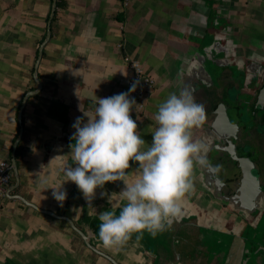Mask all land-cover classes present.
Wrapping results in <instances>:
<instances>
[{
	"label": "crops",
	"instance_id": "1",
	"mask_svg": "<svg viewBox=\"0 0 264 264\" xmlns=\"http://www.w3.org/2000/svg\"><path fill=\"white\" fill-rule=\"evenodd\" d=\"M52 3L0 0V159L11 160L22 99L36 86L35 63ZM55 15L37 70L42 90L28 99L23 112L21 154H16L19 183L14 173L3 201L0 264H113L88 247L62 216L119 264H240L244 249L238 234L243 230L237 229L235 214L219 213L220 200L201 184L203 168L198 163L192 173L194 190L182 198L181 214L169 227L156 234L133 232L126 242L113 246L103 244L93 224L105 209L119 213L124 181H107L89 202L74 181L66 180L64 167L74 165L73 123L78 116L87 120L85 112L94 113L95 93L104 97L128 90V59L140 61L156 79L145 110L132 114L148 143L157 127L159 104L182 87L194 94L211 87L200 99L211 120L220 102L231 108L225 93L237 84L231 78V60L243 40L254 45V52L264 47V0H57ZM237 30L245 33L244 39L235 36ZM218 39L221 44L216 45ZM223 48L226 54L220 52ZM209 57H225L227 64L215 68ZM204 70L214 80L210 86L197 76H205ZM198 126L191 129L192 136L203 139V131L197 137ZM130 163L126 179L131 182L140 170L138 162ZM62 183L67 190L63 203L53 196L52 187ZM198 225L216 229L214 235L222 231L220 237L238 232L226 262L207 257V237Z\"/></svg>",
	"mask_w": 264,
	"mask_h": 264
},
{
	"label": "clouds",
	"instance_id": "2",
	"mask_svg": "<svg viewBox=\"0 0 264 264\" xmlns=\"http://www.w3.org/2000/svg\"><path fill=\"white\" fill-rule=\"evenodd\" d=\"M138 83L137 80L127 91L109 96L98 97L95 93L94 113L85 112L87 120L78 116L73 123L74 165L64 167L66 180L74 181L89 202L107 181H124L125 187L120 191L124 203L119 213L105 209L99 215V238L105 246L123 244L133 232L142 234L147 230L156 234L169 227L172 218L181 214L182 198L194 190V165L209 163L204 155L208 144L194 139L191 132L205 120V106L193 90L182 87L159 104L157 127L148 143L131 115L136 100L129 93L135 91ZM132 161L138 162L140 171L130 182L126 170ZM42 182L47 183L46 179ZM52 187L53 196L63 203L67 198L63 183ZM108 199L111 200L110 195Z\"/></svg>",
	"mask_w": 264,
	"mask_h": 264
},
{
	"label": "water",
	"instance_id": "3",
	"mask_svg": "<svg viewBox=\"0 0 264 264\" xmlns=\"http://www.w3.org/2000/svg\"><path fill=\"white\" fill-rule=\"evenodd\" d=\"M56 9H57V0H53L52 3V9H51V13H50V17H49V21H48V28H47V34L46 37L44 39V41L41 43L40 47H39V51H38V56H37V60L35 63V70H34V80H35V88L31 89L29 91L26 92V94L24 95L23 99H22V103L20 105L19 111H18V122L20 125V129H19V133L17 138L14 141L13 144V148H12V154H11V162H12V167L14 170V173L16 175L17 178V183H19V175H18V164H17V158H16V153H17V149L19 146L20 141L22 140L23 134H24V123H23V112L26 106V103L28 101V99L31 96L37 95L41 90H42V81L40 80L39 76H38V66L40 64V61L42 59V55H43V49L45 44L49 41L51 34H52V20L56 14ZM217 41H220L219 39ZM216 42V41H215ZM221 44V41L218 42ZM217 45V43H216ZM216 48V46H215ZM227 49L223 48L220 50V52H225ZM210 58V57H209ZM218 58V57H217ZM217 58H210L214 61V64H216V67L220 68L223 66H226V59L225 57H221L219 59ZM233 63H231L232 67V72H231V78L237 82V84L234 86L235 88H239V97L237 99V103L234 100V104L236 103V105L234 107H232L233 109L237 110V116L239 117V119L234 122V124L232 123V120L230 118L229 115V106L227 103H225L224 101L220 102L217 106V108L215 109V113H216V117L211 125L210 128H208L206 131H209L213 128H216L215 126L217 125V133L218 135L220 134H225L228 131V125L232 124L234 126H238L240 128V123L239 121H246L247 118H249L250 116V111L251 108H254L253 111H251V115L255 117V115L257 114V112H259V110L261 111V118H263V114H264V84L261 87L260 90H256V92H252V89L254 87V81H253V75L252 73H250V70L248 68V66L243 65L242 63H239V59H238V54L236 56V58H234ZM204 65H205V61ZM261 62V63H259ZM257 63H259V68L264 70V61H257ZM205 72V76L209 75L211 77V81L214 82V80L212 79V75L209 73L208 70H204ZM197 76L199 78V80L205 85V86H210L211 84H213V82H211V84H209L203 75L200 74V72H197ZM237 76V78H236ZM246 80H249L248 84L246 83ZM235 143L232 144V146H234ZM232 151V150H229ZM234 159L238 161V166L241 168L242 170V184L240 185L239 189H237L238 191H240L241 196H239V198H244L247 201H251L252 205L249 206V213H252L250 211L253 210H257V203L259 201V192L258 189L260 190V188H258V184L260 185V182L258 183V181L256 180L255 182H257V186L255 184V182H252V180L254 179L253 176V170L255 168L256 165V161L252 160V158L248 157V158H244L243 156H239L238 154L234 155ZM243 159L248 160V162L251 164V167H248L244 162ZM212 167V165H210ZM214 169L213 167L211 168V170ZM254 181V180H253ZM254 183V184H253ZM220 191V190H219ZM263 192V191H262ZM264 194V193H263ZM216 198H222V196L218 195V193L216 192ZM224 197V196H223ZM225 198V197H224ZM220 200V199H219ZM242 203V202H241ZM243 203L241 204V207H243ZM36 207V206H35ZM47 213H52L50 211L44 210ZM262 213H259V215L257 216V219L253 222L252 218H256L254 217L252 214L248 215H244L246 220H248V224L250 226H252L253 228H257L258 226V222L261 219ZM63 218H65L74 228V230H76L83 238L84 242L86 243V245L88 247H90L94 252L100 254L101 256H104L105 258H107L108 260L112 261L113 264H119L114 258H112L109 254L103 252L102 250H100L97 246H95L91 241H90V236L85 233L84 231H82L79 227H77L74 222L68 218L67 216H62ZM201 230V235L203 236V238L206 236L207 237V241H204V244L207 245L206 246V255L207 257L209 256V259L211 261H214L215 259H217L216 256H224L225 258V262L227 261V259L231 256L232 254V250L234 249V241H235V236L237 235L236 233H232L229 238L227 237H220L222 231L217 230L219 233L218 234H212L214 232H212L213 230L216 229H212L208 226H200L198 225ZM260 230H258L261 234H263L264 236V223L260 226ZM243 232H240V237L243 241V245L241 248L244 249V252L242 253V256L240 258V264H250L252 263V258H255V261L253 262V264H264V243L263 245H260L258 248H255V246L258 245L259 241L257 243H255L256 245H254V243L252 242V244H247L246 243V239L243 235L245 228L242 229ZM262 230V231H261ZM258 233V232H257ZM254 234V233H253ZM220 235V236H219ZM254 236V235H253ZM237 247V246H236ZM262 248V249H261ZM263 250V251H262ZM223 260V259H222Z\"/></svg>",
	"mask_w": 264,
	"mask_h": 264
},
{
	"label": "flooded vegetation",
	"instance_id": "4",
	"mask_svg": "<svg viewBox=\"0 0 264 264\" xmlns=\"http://www.w3.org/2000/svg\"><path fill=\"white\" fill-rule=\"evenodd\" d=\"M195 73L196 72H194L193 75H195ZM211 82L213 81H208L209 84H211ZM248 82L249 80H246L247 84ZM210 88L203 87L201 90H199L198 93L195 94V97L198 96L197 100L200 101L202 96H205ZM237 89V87H233L229 88V90L225 92L227 96H229V100L231 102V108L228 110V112L233 124L237 121V119H234L232 115V107L236 105L237 99L239 97V92ZM234 100L236 101L235 104L233 102ZM208 119L209 117L205 116V120L200 124L201 127L198 126V130L196 132V134H198L197 137L201 136V134L204 132L203 140H205L208 144V151L204 153L209 161L208 165L205 166L198 163V167L203 168V170H201L202 172L200 175V182L201 184H205L211 190L214 196L216 195V192L218 195L222 196V198H218L220 199L219 213L223 214L224 216H226L229 211L231 214H235L237 218V229L240 230L246 228L248 225V220H246L244 215L249 216L251 214L248 210L250 209L249 206H251L252 203L251 201H247L244 198H239V196H241V192L237 189H239L240 185L242 184L241 182L243 176L242 170L238 166V161L234 159V155L238 154L244 158L250 157L252 160L256 161V165L253 170L254 181L252 180V182H255L256 180L258 183L260 182V185L258 184V188L261 187L260 190L258 189V198L260 197L258 202L261 204V207H264V142H262L264 141L262 139L264 135H261L264 133H261L263 129L260 125L264 124V114L263 118H261V113L257 112L253 120L244 122L239 121L240 128L238 126L236 127L232 124H229L228 131L225 133L227 138L225 145L219 143L222 135L219 137L216 134L217 125L215 126L216 128L206 131L211 127L214 121V118L212 120ZM233 143H235L234 146H232ZM244 146H247V148ZM243 162L248 167H251V164L248 162V160L243 159ZM210 165H212L214 169L211 170L212 167ZM215 165H219V169L215 168ZM256 169L261 174L256 173ZM255 184L257 186V182H255ZM241 202L245 206H243L244 208L241 207ZM227 203L230 204V206H228ZM229 207H231L232 210ZM233 207H236V209ZM260 213H262L261 215H264L263 211ZM255 220L256 218L253 219V222Z\"/></svg>",
	"mask_w": 264,
	"mask_h": 264
},
{
	"label": "built area",
	"instance_id": "5",
	"mask_svg": "<svg viewBox=\"0 0 264 264\" xmlns=\"http://www.w3.org/2000/svg\"><path fill=\"white\" fill-rule=\"evenodd\" d=\"M132 74L125 80L128 89L132 83L139 81L135 91L129 93L135 97L136 104L133 105L132 114L145 110L146 98L155 87L156 79L145 71L142 63L136 59H128ZM14 177L12 162L9 158L0 159V217L3 209V201L7 195L8 187Z\"/></svg>",
	"mask_w": 264,
	"mask_h": 264
},
{
	"label": "rangeland",
	"instance_id": "6",
	"mask_svg": "<svg viewBox=\"0 0 264 264\" xmlns=\"http://www.w3.org/2000/svg\"><path fill=\"white\" fill-rule=\"evenodd\" d=\"M236 34L237 35H235V36L239 37L240 39H244L243 35H245V33L242 32V30H237ZM217 44H220V43H217ZM253 46L254 45L252 43H250V41L243 40L236 45V48H237L236 54H238V59H239L238 62L242 63L245 66H248L250 73L254 74L252 79H253L255 85L252 89V92H256V90H260L264 84V70L262 68L261 69L259 68V63H261V62L257 63V61H264V47L262 48V46H261L260 50L257 49L256 52H254L255 49ZM213 65L216 68V64L213 63ZM204 78L207 82L211 81V77L209 75L204 76ZM236 78H237V76H236ZM232 111H233V114H232L233 118L238 120L239 117L237 116V110L232 109ZM259 112L261 113L260 110H259ZM262 133H264V132H262ZM261 135H264V134H261ZM218 136L219 137L221 136V140L219 143L222 145H225L226 139H227L226 135L220 134ZM262 139L264 140V137ZM217 141H218V138H217ZM262 142H264V141H262ZM244 147L247 148V146H244ZM263 147H264V144H263ZM255 172L261 174L257 169L255 170ZM227 205L230 206V204H228V203H227ZM256 205H257V210H253L250 212H252L251 214L254 217H256V219H257V216L259 215V213L261 211H263V214H264V207L263 206L261 207V204L259 202ZM229 208L231 209V207H229ZM233 208L236 209V207H233ZM252 220H253V218H252Z\"/></svg>",
	"mask_w": 264,
	"mask_h": 264
},
{
	"label": "trees",
	"instance_id": "7",
	"mask_svg": "<svg viewBox=\"0 0 264 264\" xmlns=\"http://www.w3.org/2000/svg\"><path fill=\"white\" fill-rule=\"evenodd\" d=\"M60 5V3H59V1H58V6ZM55 17H56V15H55ZM55 17H54V19L53 20H55ZM238 90V92H239V88L237 89ZM233 109V108H232ZM254 110V108H251V111H253ZM251 111H250V116H249V118H247V120L246 121H250V120H253L255 117L254 116H252L251 115ZM261 125V127H262V129L264 130V124L262 125V124H260ZM261 132V131H260ZM263 132V131H262ZM261 132V133H262ZM17 157L18 156H20V154H21V143H20V145H19V147H18V149H17ZM100 223H101V221H99V220H96V222H94V224H93V228H94V231H97L98 229H99V225H100ZM264 223V216H262L261 217V219L259 220V222H258V226H257V228H253L252 226H250L249 224L247 225V227L245 228V230H244V233H243V235H244V237H245V239H246V243L247 244H252V242L254 243V245H256L255 243H257L258 241H259V243H258V245L257 246H255V248H258L260 245H263V243H264V236H263V234H261L258 230H260L261 228H260V226L262 225ZM262 231V230H261ZM258 232V233H257ZM263 232H264V230H263ZM254 233V234H253ZM254 235V236H253ZM262 249V248H261ZM263 251V250H262ZM217 257V259H219V258H224V256L222 255V256H216ZM255 261V258H252V263H250V264H253V262Z\"/></svg>",
	"mask_w": 264,
	"mask_h": 264
},
{
	"label": "bare ground",
	"instance_id": "8",
	"mask_svg": "<svg viewBox=\"0 0 264 264\" xmlns=\"http://www.w3.org/2000/svg\"><path fill=\"white\" fill-rule=\"evenodd\" d=\"M23 140V139H22Z\"/></svg>",
	"mask_w": 264,
	"mask_h": 264
}]
</instances>
